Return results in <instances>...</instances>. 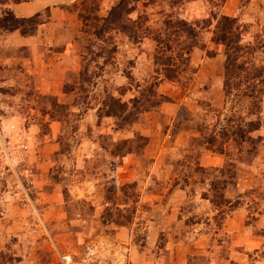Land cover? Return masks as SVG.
<instances>
[{
  "label": "rangeland",
  "instance_id": "obj_1",
  "mask_svg": "<svg viewBox=\"0 0 264 264\" xmlns=\"http://www.w3.org/2000/svg\"><path fill=\"white\" fill-rule=\"evenodd\" d=\"M118 1L76 0L60 8L72 19L60 26L58 50L68 47L76 68L49 93L20 87L25 76L13 70L23 54L12 63L13 54L0 49V82L18 85L0 87L8 106L0 105V264H62V256L70 264H104L120 229L148 256V209L183 210L181 222L168 228L173 237L192 227L193 211H207L200 221L209 250L216 242L223 253L232 236L226 220L241 214L242 224L260 231L264 0H127L125 28L96 34L103 28L97 18ZM223 16L238 27L228 44L214 41ZM14 25L21 34L30 29ZM38 25H30L29 36ZM12 31L0 29V36ZM257 125L253 145L236 138L237 147L224 137ZM203 152L222 164L202 166ZM240 172L248 184L242 192ZM197 189L203 201L192 198ZM175 191L185 194L183 203L165 196ZM138 224L146 230L137 231ZM161 235L152 253L158 261ZM262 253L252 259L263 260Z\"/></svg>",
  "mask_w": 264,
  "mask_h": 264
},
{
  "label": "crops",
  "instance_id": "obj_2",
  "mask_svg": "<svg viewBox=\"0 0 264 264\" xmlns=\"http://www.w3.org/2000/svg\"><path fill=\"white\" fill-rule=\"evenodd\" d=\"M74 2H76V0H30L29 2L11 3L7 6L8 10H10L16 18H30L36 15L40 18V15L44 13L45 10L48 11L47 19L43 20L38 25L33 35L24 36L20 32L14 30L4 34V36H0V49L4 48L13 54L7 61L12 59L11 62L14 63L16 59L13 58L16 57V55L23 54L24 56H19V62L21 63L19 65L20 67L15 65L13 70L16 78L25 76L24 86L20 84V87H27L28 89V86L33 84L36 90H40L41 92L42 90H47L46 93H49V90H53L55 85H59V80L64 72L71 69L75 70L76 67L73 65L75 57L73 53L70 52L69 48L66 47L62 51L58 50L61 42L59 33L60 26L67 19H72L70 15L65 14L64 10L60 8L62 6H69ZM66 31L70 32L67 28ZM5 73L11 74V71L6 67ZM16 85L17 83L15 81H11V83L10 81L9 83L0 82V87L7 86L8 88ZM6 99L5 95L0 94V105H4L3 108L8 107L5 106ZM260 156L264 159V146L260 148ZM221 159L222 158L218 155L211 156L203 152L199 161L202 166H216L222 164ZM237 180L238 184L236 190L238 192H242L248 187L247 181L241 178V172ZM165 196L169 197L168 200H175L178 197L181 199L178 204H181V202L183 203L185 200V194L178 191ZM201 197V189H197L192 198L200 202L204 200V197ZM140 200L141 197H139V201ZM155 202H157V199ZM205 203L207 202L200 204ZM146 211L144 215L148 218L147 238L150 235V239L146 242V248L149 247V255L147 256L146 253L139 248L141 246L126 241L123 236L120 237V234L124 232H121L120 229L117 231L116 237H113L112 243L110 244L111 247L107 248L109 253L104 257V264H194L196 259L199 258H207L206 264H264V215L260 216L256 222L260 231H256L252 227H250V229L248 226L246 227L242 224L241 214L237 215L240 211L235 212V216L237 215L235 217L236 222L234 219L226 220V230L230 231L232 236L230 237L231 244L228 245V249L223 253L221 250L218 251L219 247L216 242L213 244L211 242V248L213 249L209 250L210 244L208 239H210V237L208 231L205 229V225L200 221L204 219L202 218L203 215L207 216V211L201 212L200 209L193 211L195 213H192L191 216H195V218H193L192 227H186L183 230L185 234L182 233L180 237H173L172 232H170L171 230L168 228H173V224L181 222L185 217V214L182 212L183 210L180 208H175L174 210L168 208L165 213L164 211L161 212V209L156 211L148 209ZM199 212L201 213V217ZM134 227L137 231L146 230L140 224L134 225ZM192 231L196 233L193 234ZM155 234H163L161 236L164 238V244H162L163 250L159 251L163 253V256H159V261L156 256H152L154 254L153 249L157 246V239H154V237H156ZM257 251L263 252L260 257V259L263 260L255 261L252 259V256H254ZM208 255L209 257H207ZM213 255H215V257ZM223 259H226V261ZM200 264H202V262H200Z\"/></svg>",
  "mask_w": 264,
  "mask_h": 264
},
{
  "label": "trees",
  "instance_id": "obj_3",
  "mask_svg": "<svg viewBox=\"0 0 264 264\" xmlns=\"http://www.w3.org/2000/svg\"><path fill=\"white\" fill-rule=\"evenodd\" d=\"M29 1L30 0H4L2 2V0H0V6H6V5H8L7 4L8 2H9V4H11V3H20V2H29ZM126 2H127V0H119L115 6L111 7L110 11L107 14V17H105L104 19L97 18V20H99V22H101L104 26L102 25L103 28L100 31H96L97 32L96 34H101L103 31L105 34L106 30H107L106 31V33H107L108 31H111L112 29H114L116 26H120L119 28H121V29L125 28V25H123V24L120 25V24L122 23V20L124 18V16H122V15L125 12L124 5ZM37 19H38V15L30 17V18L17 19V18H15L13 13L7 9L6 11L2 12V14H0V29H2L4 31L17 30L18 28H20V26L14 25V24L15 23L18 24L19 22H21V26L28 25L30 28L29 30L28 29L26 30L24 27H22V28H24V29H22V34L23 35L32 34L35 29L33 30V27L30 25H35V26L38 25L39 23H37ZM234 23H236L235 19L225 17V16L221 17L220 20L218 21L217 25H216V31H215V38L216 39H214V41L215 42H223L225 44H228L229 35L232 33V30L238 29V27H234ZM181 24H183V26H186L187 23L181 22ZM190 34L192 35V32ZM97 38H99V37H97ZM224 88H225V85H224ZM227 90H230V89L226 88L225 91H227ZM255 122H258L257 119ZM250 123L253 124V122H250ZM258 128H259V126L257 125L254 128V130L249 129L244 133L243 132H237V131L228 132L227 134L224 135V137H227L226 138L227 142H233L235 145L237 144L236 138H239L241 140V142H243V143H248V144L253 145L254 139H253V137L250 136V133L252 131L257 130ZM220 135H222V134H220ZM219 153L222 154V152H219ZM234 176H235V174L233 175V177Z\"/></svg>",
  "mask_w": 264,
  "mask_h": 264
},
{
  "label": "built area",
  "instance_id": "obj_4",
  "mask_svg": "<svg viewBox=\"0 0 264 264\" xmlns=\"http://www.w3.org/2000/svg\"><path fill=\"white\" fill-rule=\"evenodd\" d=\"M62 264H70L72 263V258L70 256H62L61 257Z\"/></svg>",
  "mask_w": 264,
  "mask_h": 264
}]
</instances>
